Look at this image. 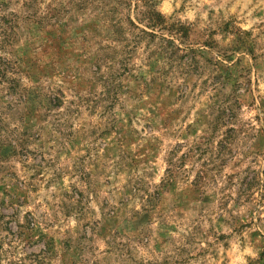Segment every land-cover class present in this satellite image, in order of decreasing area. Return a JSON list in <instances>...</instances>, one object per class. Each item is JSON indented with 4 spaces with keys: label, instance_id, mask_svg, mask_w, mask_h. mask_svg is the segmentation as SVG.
I'll return each mask as SVG.
<instances>
[{
    "label": "rangeland",
    "instance_id": "obj_1",
    "mask_svg": "<svg viewBox=\"0 0 264 264\" xmlns=\"http://www.w3.org/2000/svg\"><path fill=\"white\" fill-rule=\"evenodd\" d=\"M128 2L0 0V264H264V0Z\"/></svg>",
    "mask_w": 264,
    "mask_h": 264
},
{
    "label": "trees",
    "instance_id": "obj_2",
    "mask_svg": "<svg viewBox=\"0 0 264 264\" xmlns=\"http://www.w3.org/2000/svg\"><path fill=\"white\" fill-rule=\"evenodd\" d=\"M113 1V6L107 7L108 10L101 11V19L103 22L106 23L108 29L111 32V35L113 37V42H119L118 39L121 36V32L123 31L121 27V23H127L128 26L132 29L137 30L136 36L133 38V43H137L138 41L142 39H145L147 43H152L155 39H158L159 42L164 41V39L160 36H156L154 32L156 31H164V21L161 17V15L153 10L152 5L149 4L147 6L146 3H143L142 5H137V3L134 4V22L129 20L127 17L124 19V17H121V10L127 9L129 6L128 0H111ZM104 6H107V4H104ZM144 7L145 10H142L141 8ZM136 23V24H135ZM142 26L145 29H148L149 31H145L141 28H138L137 26ZM0 37L2 39L1 43H7L6 40V34L0 32ZM9 46L10 44H6ZM147 45V44H146ZM148 46V45H147ZM23 72L21 69L15 65V63L0 58V86H3L5 91L8 92L10 95H16L17 100L19 102L24 103L25 101V94L26 90L19 85V76ZM60 96V93H58V97ZM59 101V98L56 96H47L45 98V103H57ZM2 143H0V164L3 162L4 157L1 155V153L5 152V148L2 147ZM9 149L10 154H14L13 146L9 145V143L6 142V148Z\"/></svg>",
    "mask_w": 264,
    "mask_h": 264
}]
</instances>
